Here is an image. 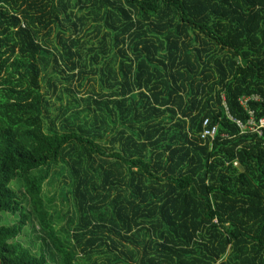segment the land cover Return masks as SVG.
Listing matches in <instances>:
<instances>
[{
  "label": "trees",
  "instance_id": "1",
  "mask_svg": "<svg viewBox=\"0 0 264 264\" xmlns=\"http://www.w3.org/2000/svg\"><path fill=\"white\" fill-rule=\"evenodd\" d=\"M248 111L264 118V0H0L1 264H264V136L227 115Z\"/></svg>",
  "mask_w": 264,
  "mask_h": 264
},
{
  "label": "rangeland",
  "instance_id": "2",
  "mask_svg": "<svg viewBox=\"0 0 264 264\" xmlns=\"http://www.w3.org/2000/svg\"><path fill=\"white\" fill-rule=\"evenodd\" d=\"M47 86L43 87V91H47ZM52 91H50V94ZM54 99L51 104L54 103ZM56 107L55 103L54 106ZM56 111L53 110L55 115ZM13 188L17 191L18 194H22L23 187L21 182L15 181L13 183ZM71 181L68 176V172L65 169L64 163H59L53 166L51 176L49 181L45 184L43 191L45 204L47 206L50 215L55 219V229L60 232L61 228L64 227L66 219L73 212V200L70 194ZM57 214L62 215V218L59 219ZM18 216L11 214H6L3 217V222L7 225L14 223L17 220ZM41 236L44 234L41 232L38 222L33 219L29 221L28 225L25 227L24 232L19 237V240L27 247L31 248L33 252L39 254L41 247L44 245Z\"/></svg>",
  "mask_w": 264,
  "mask_h": 264
},
{
  "label": "built area",
  "instance_id": "3",
  "mask_svg": "<svg viewBox=\"0 0 264 264\" xmlns=\"http://www.w3.org/2000/svg\"><path fill=\"white\" fill-rule=\"evenodd\" d=\"M258 99V98H254ZM248 98H241L240 103L241 105L248 110ZM228 112V111H227ZM249 118L247 122H243L241 119H238L236 117L231 116L229 113L228 118L233 121L237 127L240 129L241 134L245 133H252L256 134L258 137H263L264 136V118L256 119L254 112L253 111H248ZM218 133V127L217 126H212L210 125L209 119H205L203 123V131L201 134H199V137H201L203 140L210 139L213 141ZM224 137H227V135H223Z\"/></svg>",
  "mask_w": 264,
  "mask_h": 264
},
{
  "label": "water",
  "instance_id": "4",
  "mask_svg": "<svg viewBox=\"0 0 264 264\" xmlns=\"http://www.w3.org/2000/svg\"><path fill=\"white\" fill-rule=\"evenodd\" d=\"M0 264H1V261H0Z\"/></svg>",
  "mask_w": 264,
  "mask_h": 264
}]
</instances>
